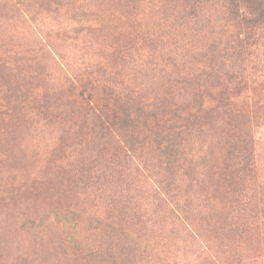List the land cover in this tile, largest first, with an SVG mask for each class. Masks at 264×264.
Wrapping results in <instances>:
<instances>
[{
    "label": "rangeland",
    "instance_id": "rangeland-1",
    "mask_svg": "<svg viewBox=\"0 0 264 264\" xmlns=\"http://www.w3.org/2000/svg\"><path fill=\"white\" fill-rule=\"evenodd\" d=\"M163 1L0 0V99L5 86L24 80L34 93L44 84L59 99L57 106L79 94L67 90L70 82L91 85L92 103L101 108L106 101L109 111L114 97L131 90L155 106L165 93L179 105L184 96L165 76L179 75V62L166 68V57L152 50L179 52V28L163 20ZM30 113L33 123L0 122V264H110V235L116 240L118 229L134 244L125 264H264L257 238L264 233L262 218L255 220L259 225L249 224L252 235L236 242L217 224L224 211L216 230L207 228L199 205L228 192L206 180L199 191L201 169L186 177L179 140L167 144L156 137L150 119L102 138L76 127L59 141L67 126L83 125L82 114L75 112L64 129ZM253 133L257 184L264 185V125ZM187 137L182 146L190 153L207 147L213 167L224 161L216 139L195 132ZM203 172L209 175L207 166ZM127 205L137 219L122 218ZM68 213L74 218L64 219Z\"/></svg>",
    "mask_w": 264,
    "mask_h": 264
},
{
    "label": "trees",
    "instance_id": "trees-1",
    "mask_svg": "<svg viewBox=\"0 0 264 264\" xmlns=\"http://www.w3.org/2000/svg\"><path fill=\"white\" fill-rule=\"evenodd\" d=\"M160 8L164 12L163 20H168L171 27L179 28V52L172 53L164 48L152 50L166 57V68H175L179 62V75L165 72L167 80L175 84L179 95L184 96L179 105L165 93L155 106L131 90L122 93L125 96L123 104L120 102L122 95L114 97L113 108L109 111L106 101L102 102L101 108L92 103L90 98L94 90L91 85L70 82L67 90L71 93L79 89V94L73 95L71 104L64 101L63 105L57 106L59 99L50 95L44 84L39 83V88L36 87L39 91L34 93L27 91L26 81L22 80L13 87L5 86L0 99V122L23 118L24 125L29 121L33 123L32 111L63 124L64 128L67 119L78 111L82 114L83 125L67 126L59 138L64 141L76 127L102 138L112 135L117 128L127 131L151 120L152 133L156 137L165 138L167 144L171 143V138L179 140V159L183 160L186 177L190 176L192 169H201L199 191L206 180L210 187L216 185V190L221 187L228 192L220 198H204V204L199 205L198 217L207 228L212 226V230H216L217 224L222 225L236 242L252 235L249 224H257L255 220L259 216L263 220L260 225L264 227V185L257 184L252 150L253 128L264 125V0H165ZM149 41L154 43V39ZM252 55L256 57L254 62ZM250 62L252 67L245 69V64ZM36 70L42 73L43 68H35L34 73ZM248 70L250 72L245 75ZM117 103L122 107H117ZM193 132L209 142L216 139L225 149V159L220 166L211 164L213 150L202 147L190 153L187 144L182 146ZM176 154L178 151H173V155ZM206 166L209 175L203 172ZM187 180L193 181L191 178ZM159 200L164 204L167 201ZM128 205L124 207L126 213L120 215L127 221L137 219ZM221 211L226 215H221L217 223L215 220ZM74 215L68 213L64 219L67 216L74 218ZM118 231L116 240L113 239L114 232L110 235L113 240V249L108 251L110 264H125L134 252L129 233L123 229ZM257 238L264 247V233L257 232ZM101 261L106 263L104 259Z\"/></svg>",
    "mask_w": 264,
    "mask_h": 264
}]
</instances>
